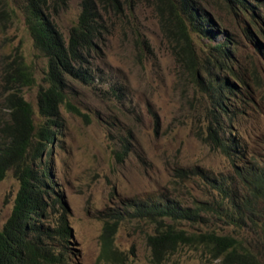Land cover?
<instances>
[{
    "label": "rangeland",
    "instance_id": "1",
    "mask_svg": "<svg viewBox=\"0 0 264 264\" xmlns=\"http://www.w3.org/2000/svg\"><path fill=\"white\" fill-rule=\"evenodd\" d=\"M201 1L238 41L233 61L235 92L241 97L238 129L246 147L264 159V55L245 35L248 14L230 13L224 0ZM80 3L68 0L57 19L65 36L77 22ZM124 7L125 16H111V32L100 42L95 67L100 79L93 85L73 84L75 109L61 106V133L52 156L43 160L51 166L56 192L69 208L75 249L70 264H97L104 219L129 204L162 199L186 208L200 207L218 197L209 182L215 176L235 181L241 195L229 160L204 141L212 107L192 72L175 60L176 19L166 10L169 21H163L154 0H142L132 12ZM16 9L18 15L7 21L0 13V143L6 139L5 125L11 123L9 103L16 88L26 83L25 78L21 84L10 83L7 71L21 63L28 66L35 83L22 90L35 110L47 71V59L35 48L25 15ZM260 12L257 22L262 36L252 24L247 25L264 46V7ZM123 142L131 150L126 157L118 155ZM196 167L216 175H187L194 174ZM19 188L12 171L0 184V231L12 214ZM186 229L235 233L232 226L211 218ZM243 233L256 238L254 231ZM153 234L155 225L147 221L121 222L116 244L129 257L125 264H222L202 247L193 246H183L157 263L147 244Z\"/></svg>",
    "mask_w": 264,
    "mask_h": 264
},
{
    "label": "trees",
    "instance_id": "2",
    "mask_svg": "<svg viewBox=\"0 0 264 264\" xmlns=\"http://www.w3.org/2000/svg\"><path fill=\"white\" fill-rule=\"evenodd\" d=\"M141 1L81 0L77 22L65 36L57 19L67 9L68 0H0V13L6 21L18 15L16 8L22 9L34 46L47 59L44 84L37 96L38 110L23 95L22 88L35 83L28 66L21 63L7 71L10 83L21 84V78L26 83L16 88L9 103L11 123L5 125L6 139L0 143V184L11 171L20 182L12 214L0 231V264H70L71 251L75 249L69 208L56 192L51 166L44 165L43 160L52 156L55 140L61 133V106L74 108L73 84L93 85L100 79L96 61L100 58L102 37L111 32V16H125V5L132 12ZM154 1L158 2L163 21H169L164 16L166 10L177 21L175 60L192 72L212 107L213 118L207 125L204 141L229 160L241 195L235 181L215 176L209 182L218 197L203 206L186 208L160 199L135 202L123 211H113L104 219L97 264L128 261L127 254L116 244V235L123 220L135 219L155 225V234L147 237V244L157 263L183 246H193L202 247L222 264H261L264 262V159L246 147L238 129L241 97L235 92L233 65L238 41L219 17L206 11L201 0ZM224 1L230 13L248 14L249 21H244L245 35L264 55V46L247 25L252 24L262 36L257 19L264 0ZM143 44L151 50L148 42ZM237 80L243 85V80ZM130 151L123 142L118 155L126 157ZM187 175L216 174H207L196 167L194 174ZM206 218L232 226L235 233L186 229L187 225L202 220L205 223ZM250 231H254L256 238L243 233Z\"/></svg>",
    "mask_w": 264,
    "mask_h": 264
},
{
    "label": "bare ground",
    "instance_id": "3",
    "mask_svg": "<svg viewBox=\"0 0 264 264\" xmlns=\"http://www.w3.org/2000/svg\"><path fill=\"white\" fill-rule=\"evenodd\" d=\"M235 50V49H234ZM263 157V156H262Z\"/></svg>",
    "mask_w": 264,
    "mask_h": 264
}]
</instances>
